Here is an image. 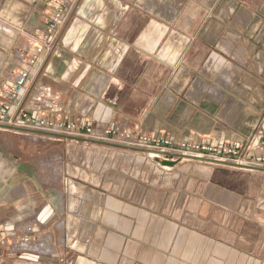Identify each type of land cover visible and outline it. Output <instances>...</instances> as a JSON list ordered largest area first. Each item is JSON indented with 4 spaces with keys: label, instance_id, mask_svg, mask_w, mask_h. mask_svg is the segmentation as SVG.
<instances>
[{
    "label": "crops",
    "instance_id": "0c3cea01",
    "mask_svg": "<svg viewBox=\"0 0 264 264\" xmlns=\"http://www.w3.org/2000/svg\"><path fill=\"white\" fill-rule=\"evenodd\" d=\"M56 6L0 0V103L43 47L24 108L264 152V0H77L47 42ZM90 145L0 127V229L40 222L0 264H264V170Z\"/></svg>",
    "mask_w": 264,
    "mask_h": 264
},
{
    "label": "built area",
    "instance_id": "2783aa9c",
    "mask_svg": "<svg viewBox=\"0 0 264 264\" xmlns=\"http://www.w3.org/2000/svg\"><path fill=\"white\" fill-rule=\"evenodd\" d=\"M77 0H56V11L52 16L45 40L49 42L50 37L59 30V23L64 14ZM50 45V43H48ZM43 47H38L36 53L26 60L24 68L19 70L13 80L5 87L3 99L0 103V127L14 126L49 135H73L82 136L99 141L124 143L131 147L143 149L162 155H173L174 157H211L219 162L247 168L251 170H264V152L260 154H249L248 148L235 147L219 144H197L189 141L179 143L180 148H174L173 139L166 134H154L151 132H133L129 129H120L105 119L94 118L85 128L77 123L65 119V107L49 83L42 84L30 95L37 107H23V96L30 76V66L33 65ZM20 102L19 107L14 110V104ZM42 111L40 115L37 112ZM24 233H17V226L7 225L0 229V248L24 247L35 244L40 239L37 232L40 230V222L37 218H31L23 223Z\"/></svg>",
    "mask_w": 264,
    "mask_h": 264
},
{
    "label": "water",
    "instance_id": "95a60500",
    "mask_svg": "<svg viewBox=\"0 0 264 264\" xmlns=\"http://www.w3.org/2000/svg\"><path fill=\"white\" fill-rule=\"evenodd\" d=\"M7 128H10V129H21V130H24V131H31L32 132V130H28V129H24V128H17V127H14V126H7ZM58 136L63 137V138H67V139H71V140H77V141H81V142L91 143V144L104 145V146H114V147H120V148H125V149L137 150V151H145L143 149L136 148V147H131V146L117 144V143H112V142L99 141V140H95V139H89V138L82 137V136H73V135H65V134H59ZM163 164H165V165H173L174 161L169 160V159H164L163 160Z\"/></svg>",
    "mask_w": 264,
    "mask_h": 264
},
{
    "label": "rangeland",
    "instance_id": "374dc122",
    "mask_svg": "<svg viewBox=\"0 0 264 264\" xmlns=\"http://www.w3.org/2000/svg\"><path fill=\"white\" fill-rule=\"evenodd\" d=\"M2 128H7V127H2ZM10 129V128H9ZM13 130H18V131H24V130H21V129H13ZM27 132H31V131H27ZM32 132H34V131H32ZM45 134V133H44ZM52 135V134H51ZM53 135H55V136H58V135H56V134H53ZM89 144V143H88ZM91 144V143H90ZM120 144H124V143H120ZM92 145V144H91ZM90 145V146H91ZM93 145H97V144H93ZM101 146V145H100ZM88 150H91L90 148L88 149ZM146 152H148V151H146ZM142 155V154H141ZM90 156H91V154H89V155H87V157H86V159H89V161H90Z\"/></svg>",
    "mask_w": 264,
    "mask_h": 264
},
{
    "label": "bare ground",
    "instance_id": "6f19581e",
    "mask_svg": "<svg viewBox=\"0 0 264 264\" xmlns=\"http://www.w3.org/2000/svg\"><path fill=\"white\" fill-rule=\"evenodd\" d=\"M150 154H153V155H157L156 153H154V152H150ZM150 156V155H149ZM154 157V156H153Z\"/></svg>",
    "mask_w": 264,
    "mask_h": 264
}]
</instances>
